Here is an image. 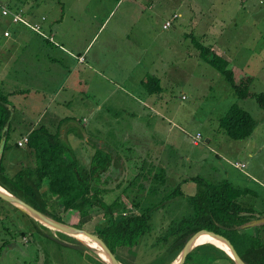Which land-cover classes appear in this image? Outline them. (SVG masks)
Masks as SVG:
<instances>
[{
	"label": "rangeland",
	"instance_id": "1",
	"mask_svg": "<svg viewBox=\"0 0 264 264\" xmlns=\"http://www.w3.org/2000/svg\"><path fill=\"white\" fill-rule=\"evenodd\" d=\"M0 1L8 5L11 0ZM35 1L41 2L40 12L47 14V19L45 16L44 20H36L42 31L52 36V40L58 33L63 40L55 37V41L85 51V55H77L82 56L80 72L70 73L69 78V83L73 81L81 93H75L71 101L59 108L40 95H7L14 112L13 140L37 124L55 131L58 123L69 115L61 129L71 123L68 139L64 140L72 145L73 155L81 164L88 165V157L96 151V146L88 142L90 136L93 141H108L112 155H116L117 172L106 177V181L108 185L119 182L121 186L105 193V201L114 197L135 199L141 204L139 210L153 209L152 231L142 238L141 245L131 249L134 252L119 250L122 259L132 264L167 262L171 252L166 247L170 243L164 250L162 244H156L157 238L172 222L188 217L193 210L187 196L196 192V183L182 181L184 178L199 177L211 182L226 179L235 188L245 190L235 201L264 215V110L254 98H238L224 74L201 58L191 40V36L195 37L224 55L231 61L229 66L235 70L236 80L250 75L254 79L250 89L264 92V0H21L20 3ZM50 7L57 10L61 23L49 14ZM1 13L0 7L1 49L11 44L4 42L5 29L12 36L21 32L16 42L21 49L25 43L23 34L40 37ZM175 13L180 17L168 29L163 28ZM44 45L55 48L49 42ZM64 62L61 69L68 72L65 66L69 64ZM162 71L163 89L156 98L157 93L149 95L144 80L147 75ZM5 80L18 84L19 73L10 66L0 77V81ZM233 103L248 111L256 122L248 138L234 140L219 126L218 118ZM98 105L102 108L98 109ZM42 114L54 120L41 118ZM194 139L199 141L198 145ZM235 162L245 163L246 168L235 167ZM137 174L141 179L124 189L126 182ZM178 185L184 196L165 201ZM40 191L56 204L46 184ZM125 193L129 199L124 198ZM52 204L50 209L62 211ZM92 210L93 217L85 225L90 231L95 230L103 217L102 208ZM66 219L71 221L72 217L67 215ZM246 229L254 232L253 227ZM92 254L96 255L64 233L40 225L34 227L27 215L0 198V264H98Z\"/></svg>",
	"mask_w": 264,
	"mask_h": 264
},
{
	"label": "trees",
	"instance_id": "2",
	"mask_svg": "<svg viewBox=\"0 0 264 264\" xmlns=\"http://www.w3.org/2000/svg\"><path fill=\"white\" fill-rule=\"evenodd\" d=\"M39 36L49 39L47 34L46 37ZM191 40L193 46L200 52L201 58L224 74L238 98H254L258 106L264 110V92H254L250 89L254 80L252 76L246 75L236 80L235 70L229 66L231 62L229 59L214 51L212 47L202 44L195 37L191 36ZM144 82L150 93H158L162 89L160 80L155 75H147ZM7 95L10 94L0 91V186L47 215L88 231L90 230L85 225L93 217L92 209L102 208L103 217L95 230L90 232L98 235L106 243L120 263L132 264L122 259L118 251L122 249L133 251L131 249L141 245L142 238L152 231L153 209L139 210L141 204L135 199L125 201L114 197L108 199V202L105 201V193L121 186L119 182L113 186L104 181L106 177L117 172L114 170L112 152L96 147V151L88 157L89 164H81L73 155L72 145L64 140L66 137L61 125L67 118L58 123L55 131L45 124L29 128V133L25 135L28 137L27 142L19 145L20 137L13 140L15 133L13 117L8 128L2 132L10 112L13 111V105ZM218 120L219 126L223 127L227 136L234 140L250 137L256 128V122L251 114L236 103L231 104ZM20 136L24 137V134L21 133ZM3 137H6V141L1 151ZM136 179H141L138 174L126 182L124 189H129ZM185 180L196 183V192L187 196L193 210L188 217L172 222L163 235L157 238L156 244H162L163 248L170 243L166 248L171 252V256L165 264L175 259L188 239L201 229L226 236L246 264H264V223L254 226V232L242 227L264 215L235 201V198L245 190L235 188L226 179L211 182L199 177H190L182 181ZM43 184H46L47 191L56 204H52L48 195L46 197L45 193L40 191ZM142 186L145 187V184L142 183ZM181 196H184V193L178 185L165 201ZM124 198L129 199V194L125 193ZM51 204L61 207L62 211L56 213L50 209ZM8 205L20 210L9 203ZM67 215L72 217L71 221L66 219ZM27 216L34 227L40 225L48 228ZM26 233L22 232L23 235ZM69 237L81 243L76 238ZM93 256L98 264H106L96 255ZM187 261H193L195 264H234L229 255L211 243L194 247L187 254L184 264Z\"/></svg>",
	"mask_w": 264,
	"mask_h": 264
},
{
	"label": "crops",
	"instance_id": "3",
	"mask_svg": "<svg viewBox=\"0 0 264 264\" xmlns=\"http://www.w3.org/2000/svg\"><path fill=\"white\" fill-rule=\"evenodd\" d=\"M20 2L21 0H14V1L11 0L10 4L8 5L14 9H22V10H24V7H26L24 15L27 17L29 21L39 20L40 17H44L45 19V16L47 14L44 12H40L41 2L35 1L32 3L28 2L26 4ZM4 4H6V2ZM55 12H57V10L50 7L49 14L54 18L56 22L61 23L60 19H58L59 15ZM49 30H51V28ZM4 31L9 32L8 36H4L3 34L5 38L4 42L10 41L11 44L8 45L6 49H1L0 47V77L2 73H6L7 68L9 69V67L11 66L15 72L19 73V81L18 84L7 83L6 80L0 81V90L2 91V93L4 94L8 93L12 96L19 95L24 97H29L30 95H38V96L40 95V97H42L43 100H45L49 104H56L54 105L55 108L62 107V104L66 105L67 102L72 100V97L74 96L75 93H81L80 87L76 86L73 81L69 83L70 81L69 78H70V73L74 74L76 70L80 72L79 64L82 63L80 61L82 56L78 57L77 55H80V53L84 54L85 51L78 48L73 49L68 46L66 47L62 45V43H58L57 41L54 40L55 37H58L60 38V40H63V37L58 35V33L54 35L53 40H50L49 37H51L52 39V36H48V35L47 37L49 39H45L42 37L35 38V36L23 34V40L25 43L24 46L22 47L23 49H21L20 46L16 44V42L20 39L21 32H18L17 34L12 36L11 31L6 29ZM32 34H34V31L32 32ZM45 42H49L53 44L55 48L45 47L44 45ZM14 45L17 46L11 49L10 46H14ZM63 60H65V62L69 64L65 66V68L69 69L68 72H65L64 70L61 69L60 64L63 62ZM86 60L87 59H83L84 62ZM89 63L90 62H87V65L90 68ZM163 74H164L163 71L157 72V75L152 74L159 78L161 87H162L161 81L163 80L162 78ZM8 84L13 85L12 89L11 87L7 86ZM162 89L160 92L157 93V95H154L156 93H150V92L149 95H154L156 98H159ZM151 99H152V103L155 105V98L152 97ZM9 101L10 103H12L10 99ZM148 102L149 104H151L150 100H148ZM101 108L102 106L98 105V109ZM68 116L69 115L65 116L64 118H68ZM41 118H52V117L51 116L46 117L45 115L42 114ZM52 119L54 120V118ZM70 124L71 123L67 124L65 128H62V131L64 132L65 137L67 139H68L67 134L72 128V125ZM29 128L27 132L24 133V136L29 133L28 132L30 131ZM21 138L22 137H20L19 139ZM88 142L90 144H94L96 147H99L101 149L111 150V152L113 153L112 151L113 149L109 147L107 140L95 139L93 141L91 140V136H90L88 138ZM194 144L198 145L199 142L197 144L196 143ZM115 164L116 162L114 158V165Z\"/></svg>",
	"mask_w": 264,
	"mask_h": 264
},
{
	"label": "water",
	"instance_id": "4",
	"mask_svg": "<svg viewBox=\"0 0 264 264\" xmlns=\"http://www.w3.org/2000/svg\"><path fill=\"white\" fill-rule=\"evenodd\" d=\"M12 115H13V111L10 112V115H9L5 125H4L2 132H4L8 128L9 122L12 118ZM5 141H6V137H3L1 140V151L4 148ZM0 198L5 200L7 203L15 206L16 208H19L21 211H23L24 213L29 215L31 218H33L34 220L38 221L39 223H41L42 225H44L50 229H54L56 231L62 232L64 234H67V235L72 236V237H74L73 236L74 234H85V235L89 236L91 240H93L94 242L97 243V245L99 247L98 250L105 257H102L101 255H99L97 253L98 252L97 249L89 246L87 244V242H85L81 239H78V238H76V239L79 240L85 248H87L89 251L96 254V256H98V258H100L104 263H106V264H122L116 259L114 254L106 246V243L98 235H96V234H94V233H92V232H90L84 228L77 227V226L70 224L68 222L59 221V220L47 215L46 213L42 212L41 210L37 209L36 207H33L32 205H30L29 203H27L26 201H24L20 197L10 193L8 190L3 188L2 186H0ZM263 223H264V217H261V218H258V219H255V220H252V221L246 223L242 227L243 228H249V227H254L256 225L263 224ZM203 232L214 236L218 240H221V242L223 241L228 246L227 250H224V249H222V250L227 255H229V257L232 259L234 264H246L244 262V260L238 255L236 250L234 249L235 247L232 244V242L226 236L221 235L220 233H216V232L211 231V230H207V229H201V230L197 231L196 233H194L188 239L185 246L182 247L181 251L179 252L177 257L174 259V261H172L169 264H184L187 254L194 247H197L198 245H200V244H197L196 241H197V237L199 236V234H201Z\"/></svg>",
	"mask_w": 264,
	"mask_h": 264
},
{
	"label": "built area",
	"instance_id": "5",
	"mask_svg": "<svg viewBox=\"0 0 264 264\" xmlns=\"http://www.w3.org/2000/svg\"><path fill=\"white\" fill-rule=\"evenodd\" d=\"M0 7L2 9V15L8 16L13 23H18V24L24 25V26L28 27L30 30L36 32L37 34H39L43 37H46V34L41 29L42 28L41 23L37 22V21H34V22L29 21L27 19V17L24 15L25 13L22 9H12L9 6L4 5L2 3H0ZM178 17H180V15L178 13L177 14L175 13L172 19H170L164 23L163 28L168 29L172 25L173 21L175 19H177ZM40 20H44V17H40ZM3 34H4V36H8L9 32L4 31ZM49 38L51 39V37H49ZM27 140H28V137L24 136L18 140V144L24 145L27 142ZM198 142L199 141L194 139V143L197 144ZM233 164L235 167L242 169V170L244 168H246V164L242 163V162H235Z\"/></svg>",
	"mask_w": 264,
	"mask_h": 264
},
{
	"label": "bare ground",
	"instance_id": "6",
	"mask_svg": "<svg viewBox=\"0 0 264 264\" xmlns=\"http://www.w3.org/2000/svg\"><path fill=\"white\" fill-rule=\"evenodd\" d=\"M75 238H78V239H81L85 242H87V244L91 247H94L97 249V253L99 255H101L102 257H105L98 249V245L96 242H94L93 240L90 239L89 236L85 235V234H74L73 235ZM197 244H204V243H211V244H214L215 246L221 248V249H224V250H227V245L221 240H218L217 238H215L214 236L208 234V233H201L199 234V236L197 237V241H196ZM174 261V260H173Z\"/></svg>",
	"mask_w": 264,
	"mask_h": 264
}]
</instances>
